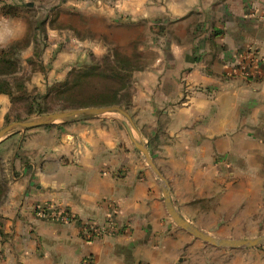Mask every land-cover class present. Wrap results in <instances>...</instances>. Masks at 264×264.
<instances>
[{"label": "crops", "instance_id": "crops-1", "mask_svg": "<svg viewBox=\"0 0 264 264\" xmlns=\"http://www.w3.org/2000/svg\"><path fill=\"white\" fill-rule=\"evenodd\" d=\"M249 47L264 57V0H0V64L21 66L0 78L12 86L27 72V92L90 55H148L124 108L174 208L216 236L241 226L243 198L264 196V62L245 78ZM11 89L0 128L17 105ZM0 156V264H264V249L217 248L171 220L118 116L19 131ZM108 217L119 231L85 240L84 226Z\"/></svg>", "mask_w": 264, "mask_h": 264}, {"label": "rangeland", "instance_id": "rangeland-1", "mask_svg": "<svg viewBox=\"0 0 264 264\" xmlns=\"http://www.w3.org/2000/svg\"><path fill=\"white\" fill-rule=\"evenodd\" d=\"M36 9L37 8H35V10ZM37 10H39V8ZM143 58L148 59V55L141 54L138 51L131 52L130 54L121 52H109L99 57L90 55V57L84 63L78 64L71 68L63 79L54 80L49 85H47L46 91L41 95L38 93H30L23 89V82L27 75V72L23 71L21 75H17L13 80V86L14 88H16L15 94L19 98V100L16 102L17 105L13 106V108L11 109L10 118L6 120L3 127L15 121L36 120L50 114L79 109L70 107L72 104L67 102V100L70 98H75L81 101L84 100V102H88L89 104H91V106L89 107H106L115 105L124 108L126 107L125 105L127 104V101L129 100L133 92V76L135 72L139 70L143 71L142 67L148 65L145 64L147 63V61L145 62L144 60L146 59ZM15 67L21 68L20 64H15ZM5 68V65H3L0 70H5ZM78 75H80V77H78ZM0 80H3V78H0ZM72 84H76L75 87H72ZM70 87H72L71 90H68V88ZM105 114L107 116H118L128 123L127 119H125V117H123V115H121L120 113L110 112ZM64 122L65 121L63 120H58L53 123H49L48 125H57ZM37 127L40 126L31 128H16L11 133H8V135H6L5 137H2L0 141L11 134L18 133L19 131L25 132L28 130H33ZM129 128L131 131V135H133V137L138 140V136L135 130L130 126V124ZM129 138L131 143L135 146L130 135ZM142 142L145 143L143 138ZM140 153L144 158L142 152ZM144 160L146 166L157 175L153 168L148 164L147 160L145 158ZM3 166L7 167L8 164H3L0 160V173L5 170ZM157 178L162 182L163 187V180L158 175ZM4 186L5 185L2 182V179H0V190H2V192L4 191ZM263 187L264 186L262 184L261 186H259V189H262ZM241 208L242 212L239 214L241 218L240 227H237L235 229L222 230L225 235L216 236L211 233L208 234L214 239L227 240L255 239L263 236L264 196H258L248 199L243 198ZM217 248H222L224 250L264 249V243H259L258 245L252 247L222 246Z\"/></svg>", "mask_w": 264, "mask_h": 264}, {"label": "water", "instance_id": "water-1", "mask_svg": "<svg viewBox=\"0 0 264 264\" xmlns=\"http://www.w3.org/2000/svg\"><path fill=\"white\" fill-rule=\"evenodd\" d=\"M110 112H117L123 115L125 119H127L128 123L123 120L125 127L127 128L129 135L135 144L136 148L142 152L144 155V158L147 160L148 164L153 168V170L157 173V175L163 180V201L165 208L171 217V219L174 221V223L194 236L195 238H198L204 242H207L215 247H241V246H256L259 243H264V235L260 236L255 239H239V240H227V239H214L211 237L208 233H205L201 231L200 229L196 228L193 224H191L188 220L183 218L177 210L174 208L171 199H170V193H169V185L167 180L162 176V174L159 172V170L156 168L149 151L146 147V144L142 142L141 135L134 124L131 116L128 114V112L125 110V108L119 107V106H106V107H88V108H79V109H73L68 110L64 112H59L55 114H50L48 116L42 117L40 119L36 120H23V121H15L12 123H9L8 125L2 127L0 129V139L2 137H5L8 135V133H11L16 128H31L35 126H42V125H48L49 123H53L58 120L63 121H69V120H75V119H84L92 116H97L105 113ZM130 126L135 130L138 140H136L133 135H131V131L129 128Z\"/></svg>", "mask_w": 264, "mask_h": 264}, {"label": "built area", "instance_id": "built-area-1", "mask_svg": "<svg viewBox=\"0 0 264 264\" xmlns=\"http://www.w3.org/2000/svg\"><path fill=\"white\" fill-rule=\"evenodd\" d=\"M113 1L115 0H108L109 3H112ZM255 61L264 62V57L257 51L256 48L249 47L246 51V54L242 57V60L238 64V70L245 78L249 76L247 73L248 66ZM49 209V207L39 209L38 213L41 216L55 217V211L53 209ZM61 217H63V219L65 220L68 219V216L66 215H61ZM118 231L119 227L116 225L115 221L112 218L108 217L103 225H99L93 222L86 224L83 229V235L85 240H93L94 238H97L101 235L115 233ZM83 264H93V258L91 256L86 257L83 260Z\"/></svg>", "mask_w": 264, "mask_h": 264}, {"label": "trees", "instance_id": "trees-1", "mask_svg": "<svg viewBox=\"0 0 264 264\" xmlns=\"http://www.w3.org/2000/svg\"><path fill=\"white\" fill-rule=\"evenodd\" d=\"M113 56V55H112ZM3 65H5V70H0V73L1 74H7V73H11L12 71H15L17 68L15 67V64H0V68H2L3 67ZM80 67V66H79ZM78 67V68H79ZM78 77H80V75H78ZM14 83V82H13ZM75 85L76 84H72V87H75ZM12 87H14L13 86V84H12V86L9 84V82L8 81H6L5 79H3V80H0V91H3V92H7V93H12ZM15 87H16V84H15ZM72 87H70V88H68V90H71V88ZM16 89V88H15ZM23 89H24V87H23ZM25 90V89H24ZM71 96H74V95H71ZM132 96V95H131ZM131 96H130V98H129V100L127 101V104L125 105V106H127L129 103H130V100H131ZM13 99H15V101L17 100H19V98L16 96V94L15 95H13ZM67 102H69V103H71L72 105L70 106L71 108H84V107H89V106H91V104H89L88 102H84V100L83 101H81V100H77V99H75V98H70V99H68L67 100ZM114 103H116V102H114ZM110 104H112V103H110ZM2 190H0V197H1V195H2Z\"/></svg>", "mask_w": 264, "mask_h": 264}]
</instances>
